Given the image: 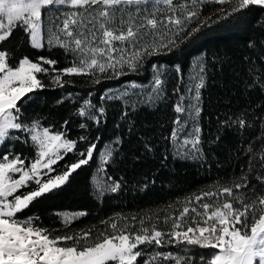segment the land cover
Segmentation results:
<instances>
[{"label": "snow or ice", "instance_id": "6c2138e0", "mask_svg": "<svg viewBox=\"0 0 264 264\" xmlns=\"http://www.w3.org/2000/svg\"><path fill=\"white\" fill-rule=\"evenodd\" d=\"M207 2L0 0V45L20 31L31 48H59L72 57L70 66L63 69L55 67L57 60L44 56L35 61L24 56L11 63L10 50L0 47V147L9 145L0 153V264H141V261L143 264H264V104L256 106L261 109L256 117L257 135L240 148L244 158L240 175L223 182L215 181L207 186L209 190L185 197L183 207L174 210L178 215L169 213L161 221L158 215L128 217L116 213L115 217L100 221L102 228L93 225L77 232L70 225L88 214L84 210L64 214L59 229L42 226L38 216L19 215L37 198L60 188L73 173L88 165L100 140L96 137L90 141L87 136L72 140L67 138L66 131L43 126L39 119L25 121L23 103L46 87L38 74L50 76L57 87L67 83L63 76L72 75L87 77L97 85L102 77L119 78L129 72H139L148 57L179 48L210 22L216 23L253 6L264 8V0H238L230 12L219 8L214 16L205 17L201 6ZM214 3L223 5L231 0H214ZM260 44L264 45V40ZM194 67L187 87L183 84V69L179 65L175 68L177 84L172 94L177 96L173 108L177 115L166 139L177 158L191 156L202 160L199 120L207 64L201 61ZM165 77L161 67L153 65L150 91L137 103L155 106L158 101L165 102L168 99ZM129 87L142 86L132 82ZM247 87L264 92V70L257 69ZM91 95L89 92L88 96ZM128 96L127 88L119 93L105 91L99 97V105L85 98L75 114L98 126L106 112L103 102ZM66 99L75 102L78 96L74 98L69 93ZM63 102V99L57 101ZM136 107L137 104H129L122 118H127ZM247 115L244 112L219 122L223 128H251L254 125ZM68 123L65 120L62 128ZM79 127L85 129L88 124L81 123ZM15 142L31 146L34 156L17 154ZM79 142H84L85 148L78 151L75 162L61 168L58 162L76 151ZM113 143L119 145L121 138L117 137ZM144 146L152 150L147 143ZM113 151L109 148L100 153L97 172L105 173L106 179L101 182L93 177L99 196L117 193L124 184L123 177L114 179L104 167ZM32 184L35 186L30 187ZM25 188L30 190L18 194V190ZM160 223L167 230L159 229ZM169 245L181 249L183 254L159 250ZM192 246L209 252L199 254L197 259L192 254Z\"/></svg>", "mask_w": 264, "mask_h": 264}, {"label": "trees", "instance_id": "16d2710c", "mask_svg": "<svg viewBox=\"0 0 264 264\" xmlns=\"http://www.w3.org/2000/svg\"><path fill=\"white\" fill-rule=\"evenodd\" d=\"M237 4L238 0H231V3L223 5L208 0L206 5L201 6L202 15L214 16L219 8L230 12ZM262 23L264 8L258 6L222 18L216 23L210 22L179 48L160 51L148 57L139 72H129L119 78L102 77V82L97 85H93L87 77L72 75L63 76L62 79L67 83L64 87H57L51 82L50 76L38 74L46 87L37 90L32 99L23 103L25 121L39 119L43 126L66 131L67 138L72 140H78L80 136H87L90 141L96 137H100V140L94 158L88 165L73 173L69 181L60 188L37 198L19 215L38 216L42 226L59 229L62 225L59 212L86 211L88 214L85 217L70 225L73 232L93 225L102 228L104 226L100 221L115 217L116 213L128 217L134 214L158 215L162 221L169 213L178 215L174 210L183 207L185 197L198 194L201 190H209L207 186L215 181L223 182L231 177H238L244 164L240 148L257 135L259 121L256 117L260 115L261 109L256 106L264 104V92L259 88L249 90L247 87L256 70H264V45L260 44L264 40ZM250 43L254 46L249 47ZM0 47L10 50L11 63L24 56L33 61L44 56L57 60L55 67L63 69L70 66L72 60L71 55H66L59 48H31L27 37L20 31H16ZM198 55L207 64L205 87L201 89L202 112L199 120L202 128L200 147L204 158H177L175 149L166 139L177 115L173 110L177 96L172 94L177 84L178 74L175 68L179 65L183 69L184 84L191 61ZM153 65H159L166 73L168 99L165 102L158 101L155 106L137 103L150 91ZM132 82L142 87L132 89L129 87ZM126 88L128 97L103 102L106 112L98 126L75 114L76 109L82 106L83 99L90 98L93 104L99 105V97L105 91L116 89L120 90L119 93ZM89 92L92 93L91 97L88 96ZM69 93L74 98L78 96V99L75 102L66 99ZM62 99L63 103H57ZM129 104H137V107L127 118H122V112ZM244 112L248 113L247 119L253 127L243 130L235 126L221 127L220 120ZM65 120L69 123L66 128H62ZM81 123H87L88 127L81 129ZM117 137L122 141L119 145L113 143ZM146 143L151 146V151L145 148ZM107 144H112L114 149L110 162L104 166L107 175L116 180L123 177L124 184L117 193L99 196L95 193L92 176L100 165L98 153ZM8 147L7 144L0 147V153L5 152ZM84 148L85 143L79 142L76 151L68 153L64 160L58 162L60 167L75 162L78 151ZM14 151L24 157L34 156L31 146L19 142H15ZM26 163L29 161L26 160ZM102 174L106 179L105 173ZM27 190L29 188L18 190V194ZM169 205L173 207L169 208ZM158 228L167 230L163 223ZM159 250L183 254L174 245ZM208 252L207 249L192 246V254L197 259L199 254L207 255Z\"/></svg>", "mask_w": 264, "mask_h": 264}, {"label": "rangeland", "instance_id": "374dc122", "mask_svg": "<svg viewBox=\"0 0 264 264\" xmlns=\"http://www.w3.org/2000/svg\"><path fill=\"white\" fill-rule=\"evenodd\" d=\"M201 61H202V57H201V55L195 56V57L192 59V61H191V65H190L189 70H188V72H187V74H186V78H185V82H184L185 87H187L188 82L192 79V76H193V74H194V72H195V67H194V66H195L197 63L201 62ZM196 82H198V81H196ZM118 91H120V90H116V89H115V90H111L110 92H111V93H118ZM109 148H112V144H107L102 150L99 151V153H98V159H99V163H100V164H101L100 153H101V152H107V150H108ZM55 174H56V173H53L52 175H55ZM94 176L98 177V179H100L101 182H103V181L105 180V178L103 177L102 172H100V173L96 172V173L92 176V181H93L94 190H95V193L97 194V191H98V190L95 188V185H96L97 181L93 179ZM17 178H18V177H17ZM29 190H30V189H29ZM27 191H28V190H27ZM76 212H79V211H61V212L58 213V215H59V219H60L61 221H63V215H64V214L71 215L72 213H76Z\"/></svg>", "mask_w": 264, "mask_h": 264}]
</instances>
